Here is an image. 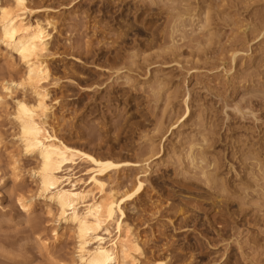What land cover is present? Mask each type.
<instances>
[{
  "label": "rangeland",
  "instance_id": "obj_1",
  "mask_svg": "<svg viewBox=\"0 0 264 264\" xmlns=\"http://www.w3.org/2000/svg\"><path fill=\"white\" fill-rule=\"evenodd\" d=\"M32 1L55 24L59 56L48 64L58 81L49 86L56 98L49 123L79 151L141 162L109 173L108 181L132 191L141 171L144 189L124 210L146 256L162 264L174 254L178 264H264V0ZM24 70L0 42V91L9 86L20 95ZM186 90L190 114L180 122ZM13 111L6 97L0 264H74L75 238L46 204L36 197L29 211L21 207L37 192L29 176L37 161L19 153ZM188 143L200 145L204 155H194L205 158L209 174L190 164ZM76 161L71 172L86 179L89 165Z\"/></svg>",
  "mask_w": 264,
  "mask_h": 264
},
{
  "label": "bare ground",
  "instance_id": "obj_2",
  "mask_svg": "<svg viewBox=\"0 0 264 264\" xmlns=\"http://www.w3.org/2000/svg\"><path fill=\"white\" fill-rule=\"evenodd\" d=\"M32 3V0H0L2 51L15 55L25 67L22 80L16 85L20 87L22 93L12 96L13 89L4 86L0 91V104L5 102L6 97L12 98L13 120L18 128L16 146L20 150L19 153L34 157L37 161L35 168L29 174L37 181V192L28 199L22 198L21 207L24 211H29L36 197L46 204L47 214L53 217L54 223L61 224L64 229H68L73 234L76 241V264H162V260L154 261L146 256L147 252L145 253L142 248L145 242L141 243L137 229L126 221L125 202L138 197L144 189V182L140 180L141 171L134 175L135 186L132 187V191L124 189V192H121V185L118 182L108 181L109 173H119L125 167L139 168L141 162L114 163L79 151L67 145L59 137L54 126L49 123V120L53 118L52 102L56 100L52 97L49 86L55 85L58 81L54 78L55 74L52 73L48 64L50 58L59 56L57 41L55 36L53 37L55 24L53 17L47 11L39 16L38 9L33 7ZM177 20L180 22L182 19ZM182 21L181 24H183ZM239 51L232 53V62L235 61L234 58L237 52L240 53ZM74 60L80 61L77 57ZM118 70L120 69H116L117 72ZM189 96L186 90L182 96L184 109L178 118H183L180 122L190 114L189 102H187ZM170 125L160 137L159 153L162 149L161 141L170 128L176 125V121ZM196 145L198 144L190 143L187 147L189 162L195 169H199L201 174H209V171H206L209 165L202 164L205 158L203 156L197 158L194 155L200 153L204 155L200 145H198L200 148H196L198 147ZM76 159L89 165L82 173L88 175L86 179L71 172L73 166L78 163ZM149 159L144 160L146 168H148ZM17 163L18 158L14 157L12 165L15 168ZM145 170L146 174L147 169ZM15 172L14 175L18 178L20 173ZM40 244L46 246L44 241ZM177 257L174 254L173 262L169 260L167 264H178L175 259Z\"/></svg>",
  "mask_w": 264,
  "mask_h": 264
}]
</instances>
